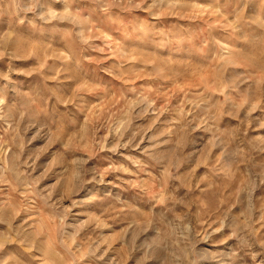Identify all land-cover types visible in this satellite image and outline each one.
Listing matches in <instances>:
<instances>
[{"label":"rangeland","instance_id":"374dc122","mask_svg":"<svg viewBox=\"0 0 264 264\" xmlns=\"http://www.w3.org/2000/svg\"><path fill=\"white\" fill-rule=\"evenodd\" d=\"M0 264H264V0H0Z\"/></svg>","mask_w":264,"mask_h":264}]
</instances>
